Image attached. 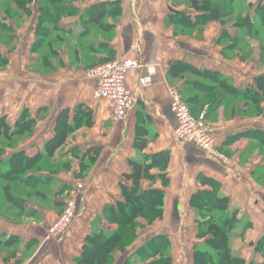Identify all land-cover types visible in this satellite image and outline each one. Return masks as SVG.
<instances>
[{"label":"crops","instance_id":"0c3cea01","mask_svg":"<svg viewBox=\"0 0 264 264\" xmlns=\"http://www.w3.org/2000/svg\"><path fill=\"white\" fill-rule=\"evenodd\" d=\"M98 3H117L120 13L109 14L102 25L90 28L81 21V15ZM257 3L263 5L264 0ZM72 5L78 14L63 17L59 22L61 31L56 33L61 39H68L67 43L60 47L54 45L53 54L44 60L43 65L39 62V54L32 52L38 16L32 13L30 6L28 10L31 14L26 17V27L16 28L14 19H9V23L1 22L17 47L15 45L9 54L5 49L0 53L9 55L10 66V71L3 70L5 72L0 74V117H6L9 124L14 125L22 110L27 109L35 119L33 133L23 138L17 147L24 150L29 158L43 152L44 144L54 137L55 120L61 111L68 110L70 119L78 105H83L90 112L92 124L76 128L60 148L63 150L62 162L66 165L70 162V170L50 175L53 184L50 190L58 193L60 187L71 189L54 199L48 197L49 204L55 209L63 206L65 196L72 193L76 182L84 183V190L76 195L78 210L83 213L74 222L65 242L72 253L70 260L79 256L83 240L92 228H96L94 221L101 216L103 208L121 200L119 184L122 175L130 173L129 161L141 162L144 155L161 152L169 155L164 174L152 169L153 182L143 179L140 183L142 190L153 188L165 191L163 216L168 224L154 235L166 234L169 238L168 229L189 230L198 226L190 199L198 192L212 190L210 185L201 184V176L218 185V195L226 197L229 209L237 211L236 230L244 233L247 243H256L264 233V148H259L257 141L244 134L264 132V118L241 101L236 102L233 118L228 121L229 112L221 105L213 108L201 101L198 106H191L195 113L201 106L208 108V119L218 128V148L228 157L227 164H220L206 158L192 144L180 143L175 138V120L169 109L167 94L170 86H177L188 98L197 94V91H185L184 83L181 84L183 81L167 77L169 64L173 61L185 62L199 71L218 73L236 89H251L254 78L264 73H252L254 62L249 60L246 63L244 60L234 61V64L227 62L223 57L230 51L225 47L221 51L222 47L215 45L219 36L226 38L225 35L227 44L234 45L237 33L230 27L218 33L213 25L207 24L200 36L198 31L191 36L175 35L174 27L167 23V18L172 11L188 9L173 0H74ZM123 57L136 59L141 65L151 67L155 73L147 75L143 69L127 76L125 86L133 96V106L124 121L113 124L110 121V104L92 96L95 81L88 72L93 67ZM16 60L18 62L12 63ZM139 126H143L146 132ZM137 133L142 134L146 141L142 150L135 146ZM72 149L77 150L79 158L83 155L86 159L93 158L90 167L82 174L79 159L71 156ZM162 175L168 181L164 187L160 178ZM56 204L59 207L53 206ZM28 208L34 210L36 217L39 215L42 221L35 223L28 216L26 220L31 221L28 224L0 219V233L6 238L17 237L20 250L31 254L35 245L40 247L46 243L44 233L51 216L37 206ZM99 228L113 230L115 226L102 224ZM181 241L176 239L174 245L186 250L189 241ZM193 242L190 243L193 246H202L197 244L199 240L196 238ZM49 251L42 253L43 258L36 261L33 255L26 259L20 253L18 261L23 260L20 264H63V261L47 257ZM56 252L62 254L61 250ZM172 257L176 264L180 263L173 253ZM118 259L115 258L117 263L122 261Z\"/></svg>","mask_w":264,"mask_h":264},{"label":"trees","instance_id":"16d2710c","mask_svg":"<svg viewBox=\"0 0 264 264\" xmlns=\"http://www.w3.org/2000/svg\"><path fill=\"white\" fill-rule=\"evenodd\" d=\"M5 1L0 0V8L5 4ZM10 1L30 14V11L25 7L31 0ZM73 1L44 0L41 4L40 15L35 27L36 40L32 47V52L39 54L41 65L46 58L53 54L54 42L52 43L50 37L53 36V33H60L59 21L63 17L78 14L72 5ZM173 1L184 2L188 9L183 12L172 11L167 18V23L174 27V34L179 35L189 33L198 25L204 26L208 20L219 21L223 17L232 16L235 0ZM263 11L264 5L256 9L252 17L250 14H246L244 19L247 25H255V20H260L264 25ZM119 13L120 7L117 3H98L89 7L81 15V21L91 28V26L102 25V21L109 14L118 15ZM47 22H51L52 27H46ZM0 26L2 30L8 31L5 24L0 23ZM57 39L55 38V41ZM261 53L263 52L261 51ZM6 64L5 57L0 56V68ZM185 76H191L194 79L187 84L184 83L183 89L185 91H197L200 94L184 99L190 108L191 106H198L203 100L208 101L210 107H217L226 97H234L244 104L249 103L251 105L264 101V75L254 78V86L251 89L240 90L233 87L226 77L218 73L199 71L182 61H173L169 64L167 73L169 79L182 80ZM180 93L183 94V91ZM251 105L248 106L252 107ZM91 122L90 112L83 105L76 106L71 119L68 110L61 111L55 120L54 137L44 144L43 152L29 158L24 150L14 148L12 145L18 144L23 138L33 133L35 119L27 109L22 110L14 125H10L6 117H0V140L5 141L8 145L4 147L3 144H0V200L19 212L18 214L35 218V211L26 207L25 201L38 198L45 203L49 200L44 192L47 189H52L53 184L50 175H56L59 168L53 169L51 160L76 128L88 127L92 124ZM143 130L145 131L144 127ZM141 136L142 134L137 133L135 139V146L139 150L145 147L146 142ZM244 136L257 141L259 148H264V132L250 131ZM7 149L11 150L8 152ZM70 153L73 158L79 159L81 174L93 162V158L86 159V155L79 158L76 149H72ZM168 162L169 155L166 152L144 155L141 162L129 161L130 173L122 175V181L119 184L121 200L115 204L106 205L101 216L95 219L94 222L97 226L94 225L96 228H92L84 238L80 254L74 259L75 264H131V257L129 256L116 263L114 253L120 252L124 255L128 248L133 245L137 236L136 231L141 229L140 221L151 224L153 221L162 218L165 192L153 188L142 190L140 183L143 179L153 182L154 178L150 174L152 169H158L164 174ZM61 169L62 171H69L70 164L63 165ZM45 173L48 175H43ZM160 178L162 186H167L168 181L165 175L160 176ZM200 182L203 185H210L212 190L201 191L193 195L190 199V207L195 212V222L203 228V233L199 237L205 240V245L217 247L214 251L195 247L192 256L193 264H244L242 259L230 252L228 242L231 233L238 226L237 211L229 209V200L218 195V185L201 176ZM65 190L70 191L71 189L70 187H60L54 197L62 194ZM103 223H106L107 226H115V228L113 230L99 228ZM19 244L20 241L17 237L9 236L6 238L4 234L0 233V246ZM255 245L256 247L262 245L261 247L264 249V233ZM131 256L143 264H174L171 243L166 234L150 237Z\"/></svg>","mask_w":264,"mask_h":264},{"label":"rangeland","instance_id":"374dc122","mask_svg":"<svg viewBox=\"0 0 264 264\" xmlns=\"http://www.w3.org/2000/svg\"><path fill=\"white\" fill-rule=\"evenodd\" d=\"M257 1L258 0H252V1L251 0H235L232 16L223 17L219 21H215V20L209 21L208 20V22H206V24L204 26L198 25L196 28L191 30L189 33L179 34V35L191 36L194 32L198 31L199 32L198 35L200 36L203 33L202 32L203 28L207 24L213 25L212 27H214V29L218 30V33H221V31H223L222 30L223 28L230 27V28H232L231 30L235 31L238 35L236 41H233L234 45L229 46V44H227V40H226L227 36L226 35H225L226 38H224V36L223 37L219 36V38L215 41V45H217L218 47H222L221 51H224L223 50L224 47H225V49H228L230 51V52H227V54L223 57V59L226 60L227 62L231 63V64H234V61L244 60V62L246 63V61L249 60L251 62H254V67L252 68L253 65L251 66L252 73H254V72H257L259 74L264 73V54H263L264 53V42H263V40H264V25H262V22L260 20H255V25H253V26L251 24L247 25V23L244 19L246 14L254 15L256 9H258L259 7L264 5V4L261 5V3H257ZM43 2H44V0H40V1L39 0H31V2L29 4H27L25 9L28 10L29 9L28 6H30V7H32V13L34 15L39 16L41 4H43ZM183 4L186 5L184 2H182V5ZM185 10H187V7H185ZM29 13L31 14V12H29ZM30 14H27L26 12H24L20 7H18L15 3L11 2L10 0H6L5 4H3L2 7L0 8V23L1 22H8L9 23V21H8L9 19H14L13 22H15L16 28L17 27L22 28L24 26L26 27V25H27L26 17H28V15H30ZM258 17L260 18L261 16L259 15ZM263 17H264V11H263ZM45 25H46V27L47 26L52 27L53 24H51V22H47ZM8 33H9V31H3L2 29H0V53H2V49H5V51L8 54L11 53L12 49H14L15 45L17 44V43L16 44L13 43L14 41H13V39L10 38ZM57 37L60 40V42L57 39ZM50 38L52 39L51 40L52 43L54 42L53 45H55V47L56 46L60 47L61 44H66L67 40H68V39L65 40L64 38L61 39L56 33L55 34L53 33V36H51ZM55 38L57 39V41H55ZM226 45H228V47ZM16 47H17V45H16ZM238 48H239V50H237ZM241 51H242V53H241ZM261 51L263 53H261ZM8 54H1L5 57L6 60L8 58V60H7L6 66H4L3 68H0V74L5 72L3 70H6V71L9 70L10 66H9V55ZM10 58H11V55H10ZM16 62H18V61L16 60L12 63H16ZM260 75H264V74H260ZM192 79H194V78H192L191 76H185L184 78H182L181 81H183V82L181 84H183V83L187 84L189 81H192ZM168 88H177V86H170ZM180 95H181L183 101H185L184 99L187 98L185 96V94L180 93ZM196 95H200V94L197 92ZM237 101H240V100L237 98H234V97H226V99H224L223 102L220 104L221 106H223L225 108V110H228V112H229V116H227V118H226L227 121L229 120V118H233V114L235 113L234 107H235ZM203 103L207 104V106L210 107L208 101L206 102V100H203ZM244 105L248 106L251 104L248 103V104H244ZM251 106L257 111L260 118H264V101H261L258 104H254ZM204 107L205 106H201L200 110L195 113L190 108V106H188L189 111L193 117H197L202 112L206 113L205 122L210 128L213 129V133L216 136L218 133V128L215 127L213 125V123L208 119V114H207L208 108L205 109ZM249 108H251V107H249ZM11 125H12V123H11ZM0 144H3L4 147L8 146L7 143L5 141H2V140H0ZM20 144L21 143L18 142V144L15 143L12 146L14 148H16V147L20 146ZM12 146H10V148H12ZM10 150L11 149H7L8 152ZM62 151L63 150L56 151L53 159L51 160V162L53 164V166H52L53 169L56 170L57 167L60 168V170L58 168V171L56 174H59L60 172H62L61 167L63 165H66L64 162H62L63 161ZM219 151L225 156L226 164H227L228 163L227 155L224 153V151H221V149H219ZM58 157H60V158H58ZM68 164H70V162H68ZM78 183H81L83 185V189L81 191L84 190V183L82 181L76 182L74 187L72 188V191L75 190V194H73V193H71V194L69 193L70 195L67 194L65 196L66 201L64 202L63 206L58 208V209L52 208V205L49 204V202H48L49 200L46 201L45 203L42 202L38 198H36V199L33 198L31 201H29V200L25 201L26 207L37 206V207L47 211V213H48L47 216H51V219L49 220L50 223H48L46 230L44 229L45 230L44 237H45L46 243L40 247L35 245L34 248H31V251H32L31 254L23 253L20 250L21 247H19V245L0 246V264H20V263H22L23 260L21 262L18 261V257H19L20 253H21V256L23 258H26V257L29 258L33 255V259L36 261L40 258H43L42 253L47 252V250H50V251L47 253L46 256L52 257L51 258L52 260L57 259L58 261H63V264H65V263L66 264H69V263L75 264L74 263L75 258L72 261L70 260V255L72 253L68 250V248H66L65 242L67 240V237H69V234H70L69 231L72 228L74 222L76 221V219L80 215H82L83 211L78 210V205H77L76 215L74 213V217H73L70 225L68 226V228L64 232V234L59 235L58 232H56V231H54L53 233H50L49 231H50V229L54 228L55 223L57 222L58 218L64 212L65 203L70 198H75L77 200L76 195L80 191L78 189ZM76 189H78V192ZM44 193H45L46 197L50 196L53 198L54 197L53 193L55 194V191L47 189V191H45ZM54 198H56V197H54ZM189 204H190V202H189ZM0 205H2L0 207V219L6 220V221H11V222L23 223V224L31 223L30 220H26L27 219L26 215L18 214L19 212L12 209L9 205L4 204L2 200H0ZM53 206L59 207V204H56ZM163 209H164V212H163V215H164V213H165L164 206H163ZM217 214H219V213H217ZM22 216H24V217L22 218ZM33 219L35 220V223L42 221V218L39 215ZM163 220H165V216H162L161 219L153 221V223H151V224H146L145 222L140 221L141 229H138L136 231L137 236L135 237L133 245H131V247H129L128 250L126 251V253L124 254V255L129 254V257H131L130 258L131 264H143L137 258L132 257L131 254L141 245L140 243L144 244L154 234L161 232L159 230L162 228V226L168 224V220H165V221H163ZM103 224H106V223H103ZM202 229L203 228L201 226H192L189 230L186 228H185V230L184 229H177L176 231L175 230L172 231V230L168 229V232L170 235V237L168 239H169L170 243H172L171 251L174 254V258H176V257L178 258V260L180 262L179 264H193L192 256H193V252H194L195 247L196 248L200 247L201 249H206L208 251H214V249L217 247L216 246L214 248L213 246L205 245V240H203L199 237L203 233ZM243 232H246V230ZM250 234H251V232H249V236H250ZM250 237H248L249 241H251ZM195 238L199 240V242H197V244L202 245V246H197V245L193 246V244L195 243V242H193ZM176 239L182 240L181 241L182 243L183 242L186 243V241H183L186 239L189 241V245H186V250H182L183 249L182 246L179 247V246L174 245V242ZM191 242H193V244H190ZM228 242H229V247L231 249L230 252L233 253V255L242 259L244 264H264V249L261 247L262 245H259L256 247L255 244L257 242L256 243L253 242L250 244H249V242L247 243L246 236L244 235V233L240 232L239 230H234L231 233L230 239ZM173 245H174V247L172 248ZM55 250L56 251L61 250L62 254L56 252ZM174 251H175V253H174ZM66 252H68V254H66ZM176 254H177V256H176ZM67 255H68V257H67ZM119 255H121V258L119 257ZM124 255H122L120 252H115L114 258L118 259V257H119L118 260H121L124 257ZM190 255H191V261H190ZM23 258H21V259H23ZM173 262H174V259H173ZM116 263H117V261H116ZM174 264H176V262H174Z\"/></svg>","mask_w":264,"mask_h":264},{"label":"built area","instance_id":"2783aa9c","mask_svg":"<svg viewBox=\"0 0 264 264\" xmlns=\"http://www.w3.org/2000/svg\"><path fill=\"white\" fill-rule=\"evenodd\" d=\"M143 69L147 75H154L155 73L151 67L141 65L136 59L123 57L93 67L88 72L89 77L95 81L92 92L93 98L107 101L111 106V123L117 124L126 119L133 106V96L125 86L126 78L132 72ZM167 94L169 96V109L175 120L173 130L175 138L180 143L192 144L206 158L220 164H226V158L219 151L213 129L205 122L206 113L202 112L197 117H193L178 88H168ZM78 189L80 191L83 189L81 183H78ZM78 189H76L77 192ZM76 208V199L70 198L65 203L64 212L49 232L56 231L59 235L64 234L74 217V213L76 215Z\"/></svg>","mask_w":264,"mask_h":264}]
</instances>
